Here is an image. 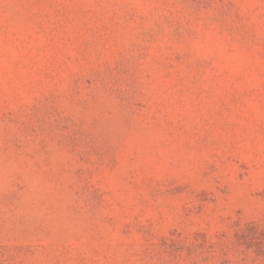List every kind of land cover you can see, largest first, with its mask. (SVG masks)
<instances>
[{
	"label": "rangeland",
	"instance_id": "rangeland-1",
	"mask_svg": "<svg viewBox=\"0 0 264 264\" xmlns=\"http://www.w3.org/2000/svg\"><path fill=\"white\" fill-rule=\"evenodd\" d=\"M0 264H264V0H0Z\"/></svg>",
	"mask_w": 264,
	"mask_h": 264
}]
</instances>
